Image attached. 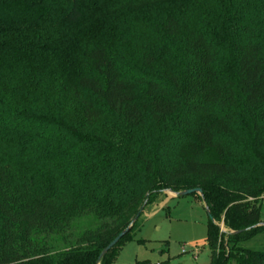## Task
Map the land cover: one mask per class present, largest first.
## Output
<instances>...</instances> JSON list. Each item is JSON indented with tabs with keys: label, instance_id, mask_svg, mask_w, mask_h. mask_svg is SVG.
I'll use <instances>...</instances> for the list:
<instances>
[{
	"label": "trees",
	"instance_id": "trees-1",
	"mask_svg": "<svg viewBox=\"0 0 264 264\" xmlns=\"http://www.w3.org/2000/svg\"><path fill=\"white\" fill-rule=\"evenodd\" d=\"M152 1L154 45L122 58L103 0H0V264H97L196 188L235 232L208 218L209 264H264L242 245L264 231V0Z\"/></svg>",
	"mask_w": 264,
	"mask_h": 264
},
{
	"label": "rangeland",
	"instance_id": "rangeland-1",
	"mask_svg": "<svg viewBox=\"0 0 264 264\" xmlns=\"http://www.w3.org/2000/svg\"><path fill=\"white\" fill-rule=\"evenodd\" d=\"M103 1L108 12L119 10L123 16L130 17L126 19V26L123 24V27L117 30L119 41L112 46L113 53L119 50L122 52L116 54L118 57L124 58L125 54L131 53L139 57L143 49L154 45L155 29H146L148 26L145 24L139 27V20L145 22L154 17L157 9L155 1ZM135 26L139 28L130 31ZM86 29L87 25H82L74 32L84 33ZM107 47H111L109 42ZM261 214L264 217V202ZM222 220L223 218H215V223H221ZM208 221L205 205L198 194L177 197L164 192L145 206L130 235L132 239L117 247L113 264H135L144 260L151 264L163 260L169 261L170 264H209L210 251L206 239ZM224 230L230 231L225 226ZM223 242L227 251L226 238ZM242 245L264 251V231Z\"/></svg>",
	"mask_w": 264,
	"mask_h": 264
},
{
	"label": "water",
	"instance_id": "water-1",
	"mask_svg": "<svg viewBox=\"0 0 264 264\" xmlns=\"http://www.w3.org/2000/svg\"><path fill=\"white\" fill-rule=\"evenodd\" d=\"M165 192H168L174 196H177V197H180V196H185V195H191V194H198L199 196H202V191L201 189H189V190H184V191H181V192H172V191H165ZM144 207H142L141 211H143ZM206 209V213L208 215V218L215 224L214 220L212 219V216L209 212V210L207 209V207H205ZM139 217V214L136 215L134 217V219L132 220V222L129 224V226L124 229L122 232H120L102 251L101 253L99 254L98 256V260H97V264H99V261L105 256V254L110 250L112 249L118 242L119 240L127 233L129 232V230L131 229V227L133 226V224L136 222V220L138 219ZM264 224V223H262ZM228 233H235L234 231H229Z\"/></svg>",
	"mask_w": 264,
	"mask_h": 264
},
{
	"label": "built area",
	"instance_id": "built-area-1",
	"mask_svg": "<svg viewBox=\"0 0 264 264\" xmlns=\"http://www.w3.org/2000/svg\"><path fill=\"white\" fill-rule=\"evenodd\" d=\"M261 198H263V201H264V196L261 197ZM249 200H251V199H249ZM215 224H216V223H215ZM216 225L218 226L219 231H220L221 233H223V232H227V231L224 230V223H223V220L221 221V223H217Z\"/></svg>",
	"mask_w": 264,
	"mask_h": 264
}]
</instances>
